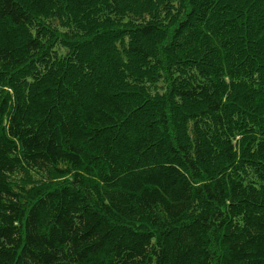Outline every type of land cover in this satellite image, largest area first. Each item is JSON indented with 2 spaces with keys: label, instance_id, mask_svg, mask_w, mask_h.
<instances>
[{
  "label": "trees",
  "instance_id": "1",
  "mask_svg": "<svg viewBox=\"0 0 264 264\" xmlns=\"http://www.w3.org/2000/svg\"><path fill=\"white\" fill-rule=\"evenodd\" d=\"M0 264H264V0H0Z\"/></svg>",
  "mask_w": 264,
  "mask_h": 264
}]
</instances>
